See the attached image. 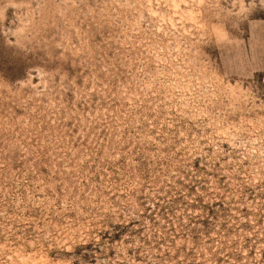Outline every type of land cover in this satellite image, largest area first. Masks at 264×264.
Here are the masks:
<instances>
[{
    "label": "rangeland",
    "instance_id": "374dc122",
    "mask_svg": "<svg viewBox=\"0 0 264 264\" xmlns=\"http://www.w3.org/2000/svg\"><path fill=\"white\" fill-rule=\"evenodd\" d=\"M0 264H264V0H0Z\"/></svg>",
    "mask_w": 264,
    "mask_h": 264
}]
</instances>
